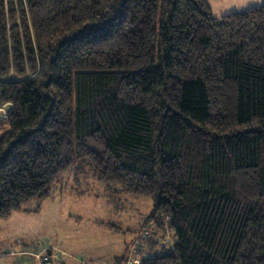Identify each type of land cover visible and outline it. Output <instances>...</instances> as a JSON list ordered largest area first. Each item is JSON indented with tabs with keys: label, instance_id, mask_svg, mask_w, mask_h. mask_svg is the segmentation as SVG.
Segmentation results:
<instances>
[{
	"label": "trees",
	"instance_id": "trees-1",
	"mask_svg": "<svg viewBox=\"0 0 264 264\" xmlns=\"http://www.w3.org/2000/svg\"><path fill=\"white\" fill-rule=\"evenodd\" d=\"M5 104L0 218L70 172L151 199L141 264H264V0H0Z\"/></svg>",
	"mask_w": 264,
	"mask_h": 264
},
{
	"label": "rangeland",
	"instance_id": "rangeland-1",
	"mask_svg": "<svg viewBox=\"0 0 264 264\" xmlns=\"http://www.w3.org/2000/svg\"><path fill=\"white\" fill-rule=\"evenodd\" d=\"M221 1L223 3L216 6L219 12H224L231 0ZM242 1L238 2L241 7L232 5L229 9L237 11L251 5L249 1ZM73 179L70 172H65L61 176L62 182L55 184L51 190L54 200L34 199L25 205L31 211L23 212L32 216L21 223L23 238L18 236L6 239L4 236L17 222L15 212L11 217L0 218V264H16V257L6 259L1 253L5 245H12L16 251L34 248L53 250L46 248L45 242L55 240L52 244L68 250L67 256H63L65 264H112L113 257L121 256L128 250L138 225L152 210L151 199L126 194L121 205L114 207L109 203L100 183L90 187L85 184L80 188L74 185ZM81 192L86 194L79 196ZM59 208L57 220L54 216L55 210ZM98 221H104L103 225ZM108 223L120 229L115 231ZM60 249L55 250L60 253Z\"/></svg>",
	"mask_w": 264,
	"mask_h": 264
},
{
	"label": "crops",
	"instance_id": "crops-1",
	"mask_svg": "<svg viewBox=\"0 0 264 264\" xmlns=\"http://www.w3.org/2000/svg\"><path fill=\"white\" fill-rule=\"evenodd\" d=\"M236 1V2H235ZM239 1H242V0H231V2H230V4L229 5H227V7H226V10L224 11V12H219L218 11V8H217V4L218 3H223L221 0H207V2H208V4L210 5V7H211V9H212V11L214 12V14L216 15V16H222V15H225V14H227V13H231V12H234V11H236V9H229L232 5H236V6H238V7H241V5L238 3ZM247 2L249 1V2H251V5H249L248 7H246V8H244V9H247V8H249V7H252V6H257V5H260L262 2H263V0H246ZM243 2V1H242ZM244 9H241V10H244ZM228 10H230V11H228ZM241 10H237V11H241ZM50 199H52V200H54V196L53 195H51V197H49L48 198V200H50ZM35 213H37V212H35ZM51 213V212H50ZM59 213H60V208H59V210H55V219H59ZM32 216V214H28V213H26V212H21V211H17V212H15L14 213V217H17V218H15L16 219V223L13 225V227H12V229L10 230V231H8V233L7 234H4V236L6 237V239L8 238V237H18V236H20V237H22V232L20 231V230H23V228H22V226H21V223L25 220V219H29V217H31ZM9 217H11V216H9ZM98 223L99 224H102L103 225V223H104V221H98ZM140 225L141 224H139L138 225V229H139V227H140ZM120 229V227H117L116 229H114L115 231H117V230H119ZM137 229V230H138ZM136 230V231H137ZM135 231V232H136ZM60 236V235H59ZM23 238V237H22ZM53 242H55V240L54 241H46L45 242V247L46 248H49V249H53V250H47L46 249V251L48 252V253H52V254H55V253H57L58 254V258H59V260H60V263L61 264H65L66 262H65V259H64V257L63 256H67V254H68V250L65 248V247H62L63 249H60L59 247H57V245L56 244H52ZM8 246H12V245H5L4 247H2V250H4V251H2L1 253L3 254V256L6 258V259H10L11 257H16L15 258V263L16 264H41L33 255H31V254H29V253H24V252H22V251H24L23 249L21 250V249H18L17 251L16 250H14L13 249V247H11V248H8V249H6ZM44 247V248H45ZM55 249H60V253L57 251V250H55ZM7 250V251H6ZM44 250V249H43ZM126 250V249H125ZM126 252V251H125ZM124 252V253H125ZM123 253V254H124ZM123 254H121V256L123 255ZM116 257H120V256H115V257H113V260H112V264H116L115 263V258ZM82 264H85V263H82Z\"/></svg>",
	"mask_w": 264,
	"mask_h": 264
},
{
	"label": "built area",
	"instance_id": "built-area-1",
	"mask_svg": "<svg viewBox=\"0 0 264 264\" xmlns=\"http://www.w3.org/2000/svg\"><path fill=\"white\" fill-rule=\"evenodd\" d=\"M7 114V104L0 106V119L6 118ZM153 237H155L153 224L149 222L134 237L127 250V260L124 264H141V258L149 256V253L145 252L146 241ZM168 243L173 244V241L169 240ZM22 252L33 255L41 264H61L57 253H48L46 250L39 248L28 251L24 250Z\"/></svg>",
	"mask_w": 264,
	"mask_h": 264
}]
</instances>
